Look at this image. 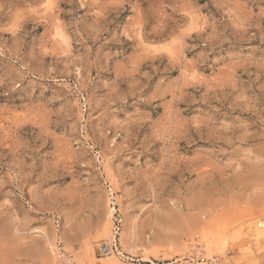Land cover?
<instances>
[{"label":"rangeland","instance_id":"obj_1","mask_svg":"<svg viewBox=\"0 0 264 264\" xmlns=\"http://www.w3.org/2000/svg\"><path fill=\"white\" fill-rule=\"evenodd\" d=\"M111 187L131 264L264 246V0H0V264H83Z\"/></svg>","mask_w":264,"mask_h":264},{"label":"bare ground","instance_id":"obj_2","mask_svg":"<svg viewBox=\"0 0 264 264\" xmlns=\"http://www.w3.org/2000/svg\"><path fill=\"white\" fill-rule=\"evenodd\" d=\"M104 169H108V168H106L105 166ZM106 171L109 172V170H106ZM111 178L113 179V177ZM112 183L114 182L112 181ZM114 190L115 189L111 187V191L113 194H106V198H105L106 209H105L104 215L102 219L93 226V232L95 235L92 238H89L88 241L85 243V246H84L85 254H84L83 264L84 263L85 264H97V263L99 264H131V262H126V260L128 261L135 260L133 258L134 254H132L134 250H133V240L131 236L129 235L127 236V233L125 234L124 229L122 230L121 228L119 229L118 232L115 231L116 228L114 225L115 224L114 221L115 219L118 218L116 217L118 208H116V201H114V198L116 197ZM123 225H125V222L123 223ZM123 225H121V227ZM222 228L216 229V230H220L218 233L216 231H211L210 233L207 231L208 234H206V232H203L204 234L196 235L195 237V239L197 238L196 241H194L193 235H190V237L180 242L181 244L180 251L184 252L189 257L191 256L188 252H191V251L195 252V255L199 256V258L195 259L196 261L195 264H220L218 260L222 258L223 256H225L226 254L232 253L233 251L235 252V254H237V256H235L236 258L232 261L224 258L225 264H264V257L261 259L260 258L258 259V255L261 252H264V246L259 247L258 243H255V245L249 244L248 247H245V246L238 247L237 245L239 244L240 241L245 240L247 243L250 242L249 239H247L248 233L245 234L244 232V234L247 235L245 237V236L240 235L241 233L238 234V231L234 233L235 229L233 231V230H230V228H227V230L225 231ZM117 233L119 234V237L117 236L118 235ZM255 233H256V236H255L256 240L260 236L264 238V226L261 227V229L256 227ZM229 235H231V240H232L230 242L232 243L230 246H228L229 240H230ZM118 240L121 242L124 248L128 249V251L132 254V256L126 255L125 252L122 251V249H119ZM100 241H102V243ZM98 242L101 243L100 246H102L103 244L109 247L107 248V250H103V257H102L103 259L96 257L94 254L95 246H96V243ZM114 244H116V248H111ZM56 250H55L56 252L55 256L59 255V252ZM63 256L65 255L63 254ZM67 257H64V261H66V263L69 264L70 260ZM201 257L203 260H200ZM142 262H146V263H142ZM142 262H140L139 264H148L147 262H150V264H159L150 258H145L142 260ZM163 264H168V263H163ZM193 264H194V261H193Z\"/></svg>","mask_w":264,"mask_h":264},{"label":"built area","instance_id":"obj_3","mask_svg":"<svg viewBox=\"0 0 264 264\" xmlns=\"http://www.w3.org/2000/svg\"><path fill=\"white\" fill-rule=\"evenodd\" d=\"M115 231H119V229L121 228V224H120V219L119 218H117V219H115ZM118 234V233H117ZM117 236H119V234L117 235ZM116 243V242H115ZM119 245V244H118ZM120 247V246H119ZM96 248H97V253H98V255H100V256H103V250H107V248H109V247H107L106 245H103L102 244V246H96ZM111 248H116V244H114Z\"/></svg>","mask_w":264,"mask_h":264}]
</instances>
